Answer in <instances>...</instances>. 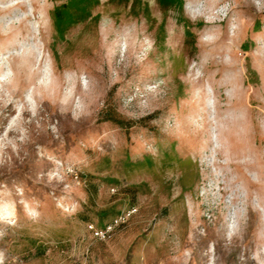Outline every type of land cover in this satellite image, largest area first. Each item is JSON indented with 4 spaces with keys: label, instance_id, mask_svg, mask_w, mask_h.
<instances>
[{
    "label": "rangeland",
    "instance_id": "374dc122",
    "mask_svg": "<svg viewBox=\"0 0 264 264\" xmlns=\"http://www.w3.org/2000/svg\"><path fill=\"white\" fill-rule=\"evenodd\" d=\"M0 264H264V0H0Z\"/></svg>",
    "mask_w": 264,
    "mask_h": 264
},
{
    "label": "built area",
    "instance_id": "2783aa9c",
    "mask_svg": "<svg viewBox=\"0 0 264 264\" xmlns=\"http://www.w3.org/2000/svg\"><path fill=\"white\" fill-rule=\"evenodd\" d=\"M120 219L117 218L109 222L104 228H95L93 224L90 225V228L94 232V234L99 238L107 237L110 232L114 229V227L119 223Z\"/></svg>",
    "mask_w": 264,
    "mask_h": 264
},
{
    "label": "trees",
    "instance_id": "16d2710c",
    "mask_svg": "<svg viewBox=\"0 0 264 264\" xmlns=\"http://www.w3.org/2000/svg\"><path fill=\"white\" fill-rule=\"evenodd\" d=\"M182 2H183V0H182ZM67 10H68V3H64L61 6H59V5L56 6L55 9H54L55 18L58 19L59 21H61L63 19L64 11H67ZM254 28H255V25H254ZM116 122L119 123V124L123 123L122 120H116ZM105 226H103V227H105Z\"/></svg>",
    "mask_w": 264,
    "mask_h": 264
}]
</instances>
